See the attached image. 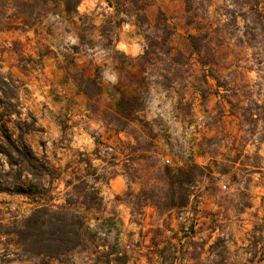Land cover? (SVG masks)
<instances>
[{
	"label": "rangeland",
	"instance_id": "1",
	"mask_svg": "<svg viewBox=\"0 0 264 264\" xmlns=\"http://www.w3.org/2000/svg\"><path fill=\"white\" fill-rule=\"evenodd\" d=\"M127 1L98 24L62 2L0 0V73L18 95L7 100V128L18 135L29 124L32 151L45 150L61 173L53 185L91 179L103 201L72 207L86 219L85 242L57 260L25 253L19 242L38 204L0 193V264H264V196L254 192L264 190V0H184V12L167 21L146 16L147 0ZM121 12L150 30L134 62L110 52ZM69 35L77 45L64 44ZM97 48L109 53L116 85L104 83L109 65L86 59ZM211 73L225 85L220 95ZM121 99L137 119L119 117ZM192 163L207 169L188 203L172 208L167 171ZM68 195L91 201L75 188ZM53 196L57 205L67 198Z\"/></svg>",
	"mask_w": 264,
	"mask_h": 264
},
{
	"label": "trees",
	"instance_id": "2",
	"mask_svg": "<svg viewBox=\"0 0 264 264\" xmlns=\"http://www.w3.org/2000/svg\"><path fill=\"white\" fill-rule=\"evenodd\" d=\"M53 1L62 2L67 11H75L81 2V0ZM159 15L162 20L167 21L163 12ZM191 39L195 42L197 38L191 37ZM210 76L216 81L217 93L220 95L219 89L225 88V85L214 73ZM86 82L91 83L93 79H86ZM9 93L13 95L10 96ZM84 93L90 95L88 91L84 90ZM11 97L18 99L17 90L0 73V193L23 196L38 204L17 232L24 252L33 256L60 260L80 248L85 242L86 219L72 207L88 210L102 206L100 191L96 186H90L83 180L82 185L74 188L78 194H84V198L89 197L90 202L93 203H88L86 200L76 202L70 199L68 194L64 204L57 205L54 202L52 182L60 178L61 173L51 163L45 150L41 156L32 151L26 138L28 132L26 128L29 130V124L23 122L19 125L18 135H14L7 128L6 118L13 114L7 103ZM225 98L232 108L238 106L230 96L225 95ZM131 103L128 99H121L118 102L117 113L120 118L137 119L134 113L139 110L132 107ZM16 114L18 115V112ZM206 169L195 163L174 171L168 169L170 207H182L188 203L190 196L188 190L198 183V178ZM25 173L30 174L33 179L27 180Z\"/></svg>",
	"mask_w": 264,
	"mask_h": 264
},
{
	"label": "clouds",
	"instance_id": "3",
	"mask_svg": "<svg viewBox=\"0 0 264 264\" xmlns=\"http://www.w3.org/2000/svg\"><path fill=\"white\" fill-rule=\"evenodd\" d=\"M99 5V7H98ZM229 7H232V5H229ZM96 10L97 15H99L100 12H104L106 14V17H111L113 14V8L109 6L108 3L104 2V0H81L80 4L77 7V13L81 16L84 15H92L93 10ZM106 17H101V19H105ZM51 19V17H50ZM119 21V27H115L116 22ZM99 24V21H97ZM112 23L114 24V31L111 34V41L113 44V47L110 49L111 54H120L124 56L125 58L135 61L136 58L142 57L144 54V51L147 48L146 39L150 34L149 31L141 30L136 25V17L135 16H129L125 15L124 13H120L119 15L113 17ZM241 29L243 28V21H239ZM65 45H77L78 40L74 38L73 35H69L67 39L64 40ZM106 56H109V53L101 52L98 48L95 50V53H90L88 56H86L87 60L92 61L95 65L103 66L105 64L109 65L107 70L103 72V80L105 84H111L116 85L119 80V73L113 69L112 60L109 57L108 59H105ZM4 71H7V68L4 69ZM252 79H257V74L255 71L252 72ZM261 75H264V73H261ZM23 93H21V100H23ZM158 100H153V107L156 103H158ZM22 113H24V109L21 110ZM22 119H27L26 113L22 115ZM15 119V117H13ZM75 119H80V117H75ZM43 123V122H41ZM83 131V128L77 129L73 128V133H81ZM84 143L89 146V150L91 149L92 140L89 139L87 136L84 138ZM73 148H78L80 145L78 143L72 144ZM49 148H51V144H49ZM82 151L84 149H81ZM110 151V150H109ZM251 151V149H249ZM58 156L62 153L57 152ZM103 155V152L101 153ZM261 155H264V152L261 153ZM96 163H99L97 161ZM25 178L27 180H32V176L28 173H25ZM66 181L68 178H65ZM258 179V177L256 178ZM126 180L125 178H118L116 180V184H122ZM72 183L68 187H63L62 185H53L55 188V191L52 193L56 195L58 200H65L66 196L65 194H72L73 188L79 183L76 179H71ZM89 184H92V180H88ZM47 187V185H45ZM96 187H99V185H96ZM254 192L260 196H264V190H261L259 188L254 189ZM259 201L257 200V203ZM89 227H93V224H90Z\"/></svg>",
	"mask_w": 264,
	"mask_h": 264
},
{
	"label": "crops",
	"instance_id": "4",
	"mask_svg": "<svg viewBox=\"0 0 264 264\" xmlns=\"http://www.w3.org/2000/svg\"><path fill=\"white\" fill-rule=\"evenodd\" d=\"M104 2L108 3L110 7L113 8V14L118 13L117 7L120 5L127 6V0H104ZM99 7V5H98ZM185 9L184 0H147L146 8L144 10L146 16L150 20H156L160 12H163L167 17H173L178 14H182ZM120 12V11H119ZM125 15L126 12H122ZM92 15L96 17L99 22L104 21L107 17L104 12H100L97 15L96 10L94 9ZM101 17H106L105 19H101ZM171 164L170 162H168Z\"/></svg>",
	"mask_w": 264,
	"mask_h": 264
}]
</instances>
